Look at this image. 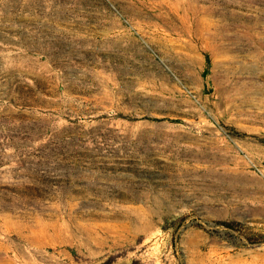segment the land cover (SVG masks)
Returning a JSON list of instances; mask_svg holds the SVG:
<instances>
[{
  "label": "rangeland",
  "instance_id": "1",
  "mask_svg": "<svg viewBox=\"0 0 264 264\" xmlns=\"http://www.w3.org/2000/svg\"><path fill=\"white\" fill-rule=\"evenodd\" d=\"M0 264H264V0H0Z\"/></svg>",
  "mask_w": 264,
  "mask_h": 264
},
{
  "label": "trees",
  "instance_id": "2",
  "mask_svg": "<svg viewBox=\"0 0 264 264\" xmlns=\"http://www.w3.org/2000/svg\"><path fill=\"white\" fill-rule=\"evenodd\" d=\"M218 222L226 226L232 227V228H238V229L240 228V223L236 220L221 219V220H218Z\"/></svg>",
  "mask_w": 264,
  "mask_h": 264
}]
</instances>
